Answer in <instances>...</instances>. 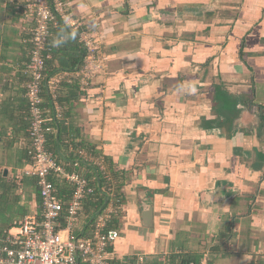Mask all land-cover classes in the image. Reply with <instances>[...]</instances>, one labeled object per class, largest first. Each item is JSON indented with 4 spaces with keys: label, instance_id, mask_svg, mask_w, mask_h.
I'll return each mask as SVG.
<instances>
[{
    "label": "crops",
    "instance_id": "0c3cea01",
    "mask_svg": "<svg viewBox=\"0 0 264 264\" xmlns=\"http://www.w3.org/2000/svg\"><path fill=\"white\" fill-rule=\"evenodd\" d=\"M25 4L0 0L3 230L40 213L37 185L25 172L31 158L22 71L34 28ZM70 11L85 26L101 25L108 73L86 95L71 87L74 78L62 83L57 121L64 130L55 146L66 158L74 155L72 143L83 141L116 174L112 187L122 210L110 224L120 232L109 247L112 262L129 264L144 254L148 264L264 263V132L257 111L264 108V0H75ZM56 32L48 42L50 76L80 54L75 43L59 46L65 36ZM217 85L253 102L239 106L230 138L202 126L215 118ZM97 213L88 216L83 205L75 234L87 237Z\"/></svg>",
    "mask_w": 264,
    "mask_h": 264
},
{
    "label": "built area",
    "instance_id": "2783aa9c",
    "mask_svg": "<svg viewBox=\"0 0 264 264\" xmlns=\"http://www.w3.org/2000/svg\"><path fill=\"white\" fill-rule=\"evenodd\" d=\"M71 1L75 0H26L24 6L27 16L34 21L28 40L31 46L28 62L22 71L27 78L25 99L29 114L28 155L31 158V166L25 172L36 179L40 213L23 218L0 237V264H114L109 247L119 239L120 232L110 224L122 208L117 203L105 157H93L83 150L77 152L83 162L101 173L109 187L106 205L94 217L90 234L83 237L75 234L73 227L84 200L93 196L96 187L83 175L67 172L63 163L45 149L46 135L50 132L47 126L53 118L60 120L62 117L57 98L66 78H74L80 92L86 95L91 83L108 73L109 57L104 52L101 25L96 23L91 28L82 24L70 11ZM59 25L76 33L83 60L76 72H59L47 77L46 61L50 59L48 39L51 29ZM43 92L52 102L53 118L46 115ZM54 179L72 186L73 192L67 204L58 199ZM129 264L148 263L146 256L140 254Z\"/></svg>",
    "mask_w": 264,
    "mask_h": 264
},
{
    "label": "trees",
    "instance_id": "16d2710c",
    "mask_svg": "<svg viewBox=\"0 0 264 264\" xmlns=\"http://www.w3.org/2000/svg\"><path fill=\"white\" fill-rule=\"evenodd\" d=\"M54 31H57L56 34H63L65 36V40L63 42L58 43L59 46H61V44L67 43V42H72V43H75L77 45V47L80 49L79 50L80 54H78L76 56V58H74L73 61L71 59L70 62L67 61V63L63 64L61 66V71H59V72H74L77 68H79L81 66L82 60H83V55H84L83 50L81 49L80 45L78 44L77 35H76V33L71 32L68 28H65L64 26H61V25L51 29V33H53ZM49 39H50V37H49ZM49 39H48V42H49ZM48 47L50 48V59L46 61L45 75L47 77L50 76V72H48L47 67L50 64V62L52 61V57L54 54V51L49 46V44H48ZM26 82H27V78H26ZM65 84H67V83H64L63 85H65ZM71 87H73L76 90L78 89V91L80 92L78 82H73ZM42 97H43V106L47 110H49V113L53 117L52 102L50 101V98L48 97L46 92H43ZM243 99L244 100H242V101H238L237 98H234L228 92H226V90L221 85L215 86L214 87V96H213V104H214L213 111H214L215 118H214V120H210V121H206L203 119V122H202L203 128H205V129H211V128L220 129L225 133V136L227 138H230L234 132V124L239 119V117L241 115V110L239 109V106L241 105V106H244L247 108H251L253 106V102L250 98L247 97V98H243ZM57 103L60 106V108L62 109V103H61V98H60L59 93H58ZM26 108H27L26 132L23 134V137L28 139L29 114H28L27 103H26ZM257 111L259 114V122H260L259 132H262V131L264 132V108L261 106H258ZM62 125L63 124L61 122L59 123V121L55 120L54 118L52 119V122L49 123V125L47 127L48 128L55 127L58 132L55 135L50 133V132L46 135L45 149L49 153H51L52 156L54 157V159H56L57 161H59L58 159H63V160L65 159L66 161H70V163H72L73 165L75 163H77L78 168L74 169L76 172H78L79 169L84 170L85 173L83 176L89 180L91 185H94L96 187L95 193L93 194V196L86 198L83 202L86 214L88 216L93 215V214L97 213L100 209H102L107 203V200H108L107 189L109 188L108 184L104 180V178L102 177L101 173L97 172L91 164L83 162L79 158V156L77 154V152L79 150H83L87 154H90L91 156L96 157V153L93 151V148L91 146H89L88 144H86L85 142L80 141L77 144L72 143L74 155L70 156V157H66V158L65 157L61 158V156L59 155V153L56 149L55 140L58 141L61 139L60 135H61L62 131L64 130ZM105 162L107 165V170L110 173L111 179L112 178L114 179V177H116V174H114V172L112 173V170L110 171V168H108V164H107L106 159H105ZM65 169L67 171L68 168L65 167ZM69 171H71V169H69ZM33 180H35L34 182L36 184V179L34 178ZM53 182H54V185H55V188L57 191V193H56L57 197H59L60 200H62L64 202H66L67 200H70L72 192H73L72 186L67 184L66 182H64L62 180L54 179ZM117 188H115L116 190L114 189L115 190L114 193H116L115 197L118 200L117 203L119 204V197L117 196V193H118ZM7 231H8V229L3 230V228L0 227V234L3 235ZM189 262L190 261L180 260V261H178V264L189 263ZM196 264H200V263H196ZM251 264H264V263H251Z\"/></svg>",
    "mask_w": 264,
    "mask_h": 264
},
{
    "label": "water",
    "instance_id": "95a60500",
    "mask_svg": "<svg viewBox=\"0 0 264 264\" xmlns=\"http://www.w3.org/2000/svg\"><path fill=\"white\" fill-rule=\"evenodd\" d=\"M149 213H150V211H147V212H146V215H147V214L149 215Z\"/></svg>",
    "mask_w": 264,
    "mask_h": 264
}]
</instances>
